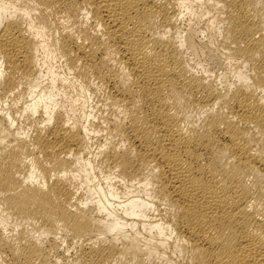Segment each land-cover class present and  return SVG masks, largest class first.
Instances as JSON below:
<instances>
[{
    "label": "bare ground",
    "instance_id": "bare-ground-1",
    "mask_svg": "<svg viewBox=\"0 0 264 264\" xmlns=\"http://www.w3.org/2000/svg\"><path fill=\"white\" fill-rule=\"evenodd\" d=\"M0 264H264V0H0Z\"/></svg>",
    "mask_w": 264,
    "mask_h": 264
},
{
    "label": "rangeland",
    "instance_id": "rangeland-1",
    "mask_svg": "<svg viewBox=\"0 0 264 264\" xmlns=\"http://www.w3.org/2000/svg\"><path fill=\"white\" fill-rule=\"evenodd\" d=\"M194 2L195 1H193L192 3ZM212 5L213 4L207 1L195 2L192 6V9L198 10V12L196 14H187L186 18L183 21H180V24L181 22L182 24H179V26H192L197 27L201 30L206 23H211V20L209 18L211 16H215L216 14L215 10H213V8L211 7ZM199 6L200 8H198ZM212 24L213 27L217 28V23H215V21ZM200 37L203 41H206L209 38L206 33L200 34ZM203 57H201V59L197 58V60L201 61L200 62L196 59L193 60L192 57H189V55H184V60L190 66V70L197 73L198 75H203V72H206V74L212 75L211 78H214L217 74L223 73L225 74L227 79H233L232 72L234 69L233 66L229 64L230 60H226L224 57H221L219 54H217V63H213L212 61L209 62L210 60H207L205 57V60L202 61V59H204Z\"/></svg>",
    "mask_w": 264,
    "mask_h": 264
}]
</instances>
